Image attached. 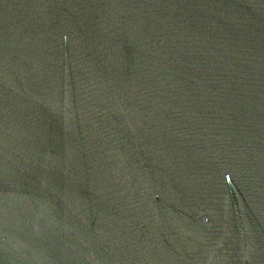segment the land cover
Segmentation results:
<instances>
[{
    "label": "water",
    "instance_id": "1",
    "mask_svg": "<svg viewBox=\"0 0 264 264\" xmlns=\"http://www.w3.org/2000/svg\"><path fill=\"white\" fill-rule=\"evenodd\" d=\"M0 264H264V0H0Z\"/></svg>",
    "mask_w": 264,
    "mask_h": 264
}]
</instances>
